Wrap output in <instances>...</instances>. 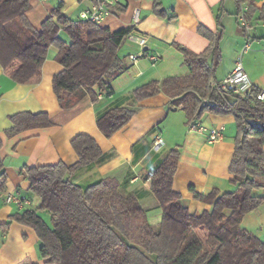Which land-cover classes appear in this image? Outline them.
Returning <instances> with one entry per match:
<instances>
[{"label": "trees", "instance_id": "1", "mask_svg": "<svg viewBox=\"0 0 264 264\" xmlns=\"http://www.w3.org/2000/svg\"><path fill=\"white\" fill-rule=\"evenodd\" d=\"M234 1L237 20L241 4H246V20L257 10L254 0ZM60 6L58 2L36 29L26 16L29 0H0V66L14 82H37L49 48L55 47V59L64 73L54 78L53 87L59 106L66 109L84 96L97 102L98 94L113 92L112 79L128 67L118 50L132 27L110 31L89 20L69 19L60 13ZM159 6V0H154L158 14ZM108 9L115 13L125 6L115 3ZM259 12L258 19H264V6ZM60 27L68 34L69 44L58 37ZM199 32L209 44L201 52L181 48L186 74L143 83L133 89L132 98L140 101L162 92L170 98V107L181 106L187 123L200 120L204 113L232 114L236 134L228 171L235 189L219 193L214 188L201 194L192 188L193 197L211 204L212 209L190 214L181 194L172 188L178 150H169L159 166L144 175L162 212L155 232L137 198L123 194L114 178L103 177L86 185L73 181L77 170L91 168L103 159L91 136L77 134L70 141L77 156L73 164L59 161L24 170L28 189L40 198L39 208L49 213L50 224L33 210L14 213L0 224L2 230L12 221L32 228L42 264H264V238L241 226L243 216L264 201L250 195L253 188L264 189V101L255 97L260 89L255 86L248 96H239L213 84L218 82L215 72L221 60L222 29L212 33L200 27ZM135 111L131 105L111 107L96 118L97 128L109 138ZM9 120L7 136L51 124L46 112L20 111ZM5 181L0 158V191ZM238 236L244 237L245 245L231 254L227 247Z\"/></svg>", "mask_w": 264, "mask_h": 264}, {"label": "crops", "instance_id": "2", "mask_svg": "<svg viewBox=\"0 0 264 264\" xmlns=\"http://www.w3.org/2000/svg\"><path fill=\"white\" fill-rule=\"evenodd\" d=\"M58 2H61L60 13L76 20L81 19L80 12L87 9L92 1L29 0L30 9L26 16L32 26L39 29ZM159 2L158 14L153 9L154 0H116L125 9L109 12L97 23L110 31L132 27L136 35L147 38L146 47L134 62L129 59V54L139 53V50L135 44L124 40L118 54L128 67L112 79L113 92L97 102L84 96L70 108L59 106L53 84L54 78L61 76L64 69L55 59L57 49L53 46L42 63L37 82H14L0 66V158L6 173L4 189L0 191V224L7 221L10 215L25 210L35 211L50 224L49 213L39 208L40 198L28 189L24 170L59 161L73 164L77 156L70 141L80 133L91 136L97 142L103 159L91 168L77 170L72 175L73 181L86 185L99 178H114L122 185L123 194H132L137 198L155 232L159 231L162 212L150 190V180L144 175L156 169L169 150H178L172 188L181 194L190 214L199 215L212 209L211 204L195 199L193 190L207 194L214 188L219 193L235 189L228 171L236 134L232 114L202 115L200 121L206 127H224L222 138L209 142L206 132L187 128L181 106L170 107V98L164 93L134 101L132 91L153 79L161 81L167 76L186 74L188 69L183 63L181 48L201 52L209 44V40L199 32L200 27L212 33L218 27L222 29L221 60L215 72L216 81L231 72L239 59L252 85L264 89V19H258L264 0H254L257 10L246 20L248 28L244 31L239 19H236L234 0ZM134 9L138 10L137 22L133 20ZM245 9L246 4H241L242 14ZM58 37L70 43L68 34L61 27ZM246 41L250 42V47L242 52ZM148 54H158L159 58L152 64ZM129 105L136 108L134 115L120 130L106 138L97 128L96 118L111 107ZM20 111L46 112L51 124L7 136L5 131L11 126L9 116ZM156 135H160L163 141L158 147L153 145ZM9 193L24 197L28 202L22 205L6 202L5 195ZM250 195L264 199V189L253 188ZM241 226L259 239L264 238V201L243 216ZM23 262L43 263L39 240L32 228L12 221L5 230L0 228V264Z\"/></svg>", "mask_w": 264, "mask_h": 264}, {"label": "built area", "instance_id": "3", "mask_svg": "<svg viewBox=\"0 0 264 264\" xmlns=\"http://www.w3.org/2000/svg\"><path fill=\"white\" fill-rule=\"evenodd\" d=\"M116 3V0H94L91 2V5L80 12V18L89 20L91 22L98 23L103 19L105 15H107L110 11L108 9V5H113ZM134 22L138 21V10L134 9L132 12ZM240 24L247 29L248 23L244 17V14H240L238 17ZM125 40L130 41L131 43L135 44L139 50V53L129 54V59L134 62L138 55L142 54V51L146 47L147 38L144 36H139L134 33V30L126 36ZM250 47V42L246 41L242 48V52L248 51ZM148 60L154 64L157 59L159 58L158 54H148ZM219 89L223 90H231V92L239 95V96H248L254 87L250 82L245 69L239 59L235 61L233 69L229 72L226 76L222 78V80L218 82H214ZM102 94H98V98H102ZM255 97L258 100L264 101V89L260 88ZM187 128L189 130H197L200 132H206L207 140L209 142H217L222 138L224 127L220 126H213V127H206L201 123L200 120H193L187 123ZM162 138L160 135H156L153 145L154 147H158L162 144ZM6 202H15L19 205H22L23 202H28L24 197H19L16 194H6L5 195Z\"/></svg>", "mask_w": 264, "mask_h": 264}, {"label": "rangeland", "instance_id": "4", "mask_svg": "<svg viewBox=\"0 0 264 264\" xmlns=\"http://www.w3.org/2000/svg\"><path fill=\"white\" fill-rule=\"evenodd\" d=\"M262 235L264 236V234H262ZM243 238L244 237L238 236L237 240L227 247L228 252L231 254H235L236 252H238L239 249H241L245 245V239H243Z\"/></svg>", "mask_w": 264, "mask_h": 264}]
</instances>
